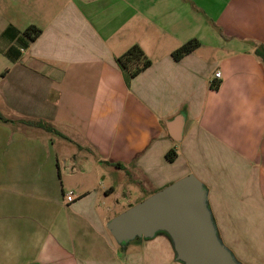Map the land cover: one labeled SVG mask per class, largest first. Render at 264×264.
<instances>
[{
    "label": "crops",
    "instance_id": "crops-1",
    "mask_svg": "<svg viewBox=\"0 0 264 264\" xmlns=\"http://www.w3.org/2000/svg\"><path fill=\"white\" fill-rule=\"evenodd\" d=\"M134 44L152 64L128 77ZM0 115V264H183L166 234L122 245L107 223L189 173L264 264V0H0Z\"/></svg>",
    "mask_w": 264,
    "mask_h": 264
},
{
    "label": "water",
    "instance_id": "water-1",
    "mask_svg": "<svg viewBox=\"0 0 264 264\" xmlns=\"http://www.w3.org/2000/svg\"><path fill=\"white\" fill-rule=\"evenodd\" d=\"M169 127L178 139L183 129L182 116L175 117ZM107 227L122 245L165 233L176 259L183 264H246L221 239L209 207L207 188L194 173L117 214Z\"/></svg>",
    "mask_w": 264,
    "mask_h": 264
},
{
    "label": "trees",
    "instance_id": "trees-1",
    "mask_svg": "<svg viewBox=\"0 0 264 264\" xmlns=\"http://www.w3.org/2000/svg\"><path fill=\"white\" fill-rule=\"evenodd\" d=\"M40 31H41V29H39L35 25H30L24 32H25V35L29 39L33 40L40 33ZM200 44L201 43H200L199 39L193 38V39L187 41L186 43H184L183 45H181L180 47H178L177 49H175L172 52V56L176 60H179L182 57H184L186 54L197 49L200 46ZM117 62L119 64V66L126 72L128 77L136 76L137 74H139L141 71L145 70L146 68H148L152 64V60L147 56V54L145 53L143 48L138 44L132 45L125 52H123L121 55H119L117 57ZM213 86H214V88L218 87V85H213ZM0 119H2L1 115H0ZM33 123L38 125V126L44 127L49 131H53L54 133L60 135L63 138L70 140L67 136H65L61 132L57 131L56 129H54L51 124L44 123L42 121H36ZM176 156H177V152L175 149H171L167 153V159L169 161L175 160ZM115 165L116 166H122L119 163H116ZM159 233H162V232H159Z\"/></svg>",
    "mask_w": 264,
    "mask_h": 264
},
{
    "label": "built area",
    "instance_id": "built-area-1",
    "mask_svg": "<svg viewBox=\"0 0 264 264\" xmlns=\"http://www.w3.org/2000/svg\"><path fill=\"white\" fill-rule=\"evenodd\" d=\"M220 75H221V73L219 71H217L215 73L216 77H220ZM75 198H76V194L73 191H69V192L65 193V201L67 203L73 202Z\"/></svg>",
    "mask_w": 264,
    "mask_h": 264
}]
</instances>
